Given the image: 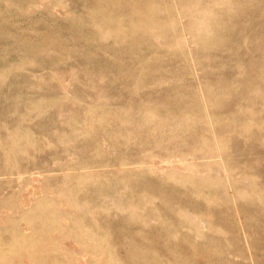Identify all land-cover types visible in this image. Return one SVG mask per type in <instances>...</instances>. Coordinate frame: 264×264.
<instances>
[{"label":"rangeland","instance_id":"1","mask_svg":"<svg viewBox=\"0 0 264 264\" xmlns=\"http://www.w3.org/2000/svg\"><path fill=\"white\" fill-rule=\"evenodd\" d=\"M0 264H264V0H0Z\"/></svg>","mask_w":264,"mask_h":264},{"label":"bare ground","instance_id":"2","mask_svg":"<svg viewBox=\"0 0 264 264\" xmlns=\"http://www.w3.org/2000/svg\"><path fill=\"white\" fill-rule=\"evenodd\" d=\"M86 258V257H85Z\"/></svg>","mask_w":264,"mask_h":264}]
</instances>
